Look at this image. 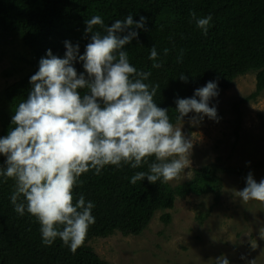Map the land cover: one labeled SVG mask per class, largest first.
I'll use <instances>...</instances> for the list:
<instances>
[{
    "label": "trees",
    "instance_id": "obj_1",
    "mask_svg": "<svg viewBox=\"0 0 264 264\" xmlns=\"http://www.w3.org/2000/svg\"><path fill=\"white\" fill-rule=\"evenodd\" d=\"M191 11L197 17H213L207 36L196 27ZM129 14L134 21L141 16L147 19L144 29H128L121 34L138 32L124 50L134 67L151 72L145 83L159 85L154 101L168 109L173 125L182 121L177 120L175 100L192 97L195 89L208 81L218 80L221 92L238 75L253 71L255 88L243 100L254 99L264 91V0H0V39L4 44L17 42L21 46L12 55L11 70L3 72L13 79L0 87V137L8 134L11 117L26 99L31 89L30 77L38 71L39 60L46 57L47 50L63 58V42L68 40L79 43L82 55L91 35H85L87 19L100 15L105 26H111ZM94 31L106 34L100 26H95ZM153 46L157 61L149 59ZM164 49H168L167 55ZM156 62L160 68L152 67ZM74 67L82 72L83 62H75ZM181 73L188 77L187 82L179 79ZM239 104L233 105L237 120ZM4 160L0 156V166ZM151 162L154 157L149 159ZM251 167H264V157L250 166L226 165L217 157L194 167L189 179L174 186L160 181L151 184L146 178L131 183L135 173L148 171L147 164L136 169L128 165L120 169L106 166L98 176L93 171L82 174L83 184L74 195L78 198L83 194L86 201L94 203L95 224L75 254L59 238L51 246L42 243L39 223L27 212L20 216L14 211L10 202L14 181L0 178V264H110L88 244L91 237H107L117 231L139 235L154 212L172 208L176 197L212 193L217 201L221 174H236L246 186ZM160 219L168 223L171 214L164 212Z\"/></svg>",
    "mask_w": 264,
    "mask_h": 264
},
{
    "label": "clouds",
    "instance_id": "obj_2",
    "mask_svg": "<svg viewBox=\"0 0 264 264\" xmlns=\"http://www.w3.org/2000/svg\"><path fill=\"white\" fill-rule=\"evenodd\" d=\"M190 16L207 36L211 14L197 17L191 11ZM146 19L134 21L129 14L105 26L102 17L94 15L85 21V35H91L82 55L79 43L68 40L63 42V58L47 50L30 77L26 99L11 117L8 134L0 137V156L5 158L0 178L14 181L10 196L14 211L20 216L27 212L39 223L45 246L59 238L75 254L95 224L94 203L83 194L74 195L83 184L82 174L93 171L98 176L106 166L136 169L147 164L148 171L135 173L131 183L145 178L151 184L168 183L179 180L190 164L192 141L170 122L168 109L155 103L159 85L145 83L151 72L134 67L124 50L138 32L121 34L144 29ZM95 26L105 28L106 34L94 31ZM149 59L158 60L154 46ZM77 61L83 62L82 72L74 67ZM179 79L188 81L183 73ZM219 91L218 80H213L195 89L192 97L177 98V120L193 113V124L205 117L218 123L217 108L209 105ZM235 196L244 204L264 203V179L257 182L249 172L246 186ZM215 264L230 262L221 255Z\"/></svg>",
    "mask_w": 264,
    "mask_h": 264
},
{
    "label": "rangeland",
    "instance_id": "obj_3",
    "mask_svg": "<svg viewBox=\"0 0 264 264\" xmlns=\"http://www.w3.org/2000/svg\"><path fill=\"white\" fill-rule=\"evenodd\" d=\"M20 50L17 42L4 44L0 39V87L13 79L3 72L11 70L12 55ZM254 88L255 72L238 75L210 102L209 106L217 108L218 123L205 117L193 124L190 113L174 125L192 141L193 148L189 166L170 185L189 179L194 167L217 157L232 166H250L264 157V91L243 100ZM235 102H240L239 120L233 110ZM1 129L0 124V134ZM250 172L257 182L264 179V167H251ZM221 178L217 201L212 193L176 197L172 208L154 212L139 235L117 231L107 237L93 236L88 244L110 264H215L221 255L230 264L253 260L264 264V203H242L235 192L245 187L243 179L228 173ZM164 212L171 214L168 223L160 219Z\"/></svg>",
    "mask_w": 264,
    "mask_h": 264
}]
</instances>
